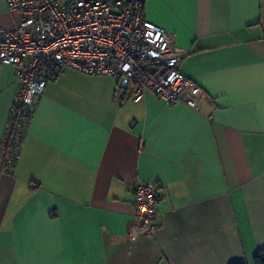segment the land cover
<instances>
[{"label":"crops","instance_id":"0c3cea01","mask_svg":"<svg viewBox=\"0 0 264 264\" xmlns=\"http://www.w3.org/2000/svg\"><path fill=\"white\" fill-rule=\"evenodd\" d=\"M186 49L196 111L67 69L47 82L12 173L0 172V264H253L264 249V0H144ZM17 15L0 0V28ZM18 89L0 69V142ZM158 225L132 240L133 187Z\"/></svg>","mask_w":264,"mask_h":264},{"label":"built area","instance_id":"2783aa9c","mask_svg":"<svg viewBox=\"0 0 264 264\" xmlns=\"http://www.w3.org/2000/svg\"><path fill=\"white\" fill-rule=\"evenodd\" d=\"M17 18L0 28V69L12 65L18 81L3 137L0 172L12 173L35 101L47 82L67 69L116 80V95L130 92L134 102L150 91L165 105L182 103L196 111L205 93L185 76L187 50L170 42L166 31L149 21L144 0H3ZM132 239L150 237L155 222V185L133 187Z\"/></svg>","mask_w":264,"mask_h":264},{"label":"trees","instance_id":"16d2710c","mask_svg":"<svg viewBox=\"0 0 264 264\" xmlns=\"http://www.w3.org/2000/svg\"><path fill=\"white\" fill-rule=\"evenodd\" d=\"M229 264H246L240 261H233ZM253 264H264V249H259L253 256Z\"/></svg>","mask_w":264,"mask_h":264}]
</instances>
